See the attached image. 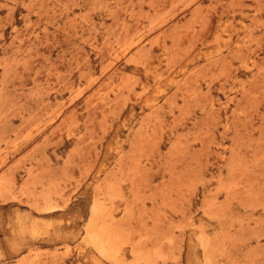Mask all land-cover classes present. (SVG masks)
<instances>
[{
	"label": "rangeland",
	"instance_id": "obj_1",
	"mask_svg": "<svg viewBox=\"0 0 264 264\" xmlns=\"http://www.w3.org/2000/svg\"><path fill=\"white\" fill-rule=\"evenodd\" d=\"M0 264H264V0H0Z\"/></svg>",
	"mask_w": 264,
	"mask_h": 264
},
{
	"label": "bare ground",
	"instance_id": "obj_2",
	"mask_svg": "<svg viewBox=\"0 0 264 264\" xmlns=\"http://www.w3.org/2000/svg\"><path fill=\"white\" fill-rule=\"evenodd\" d=\"M32 220V219H31ZM37 222V221H36ZM36 226V225H35Z\"/></svg>",
	"mask_w": 264,
	"mask_h": 264
}]
</instances>
